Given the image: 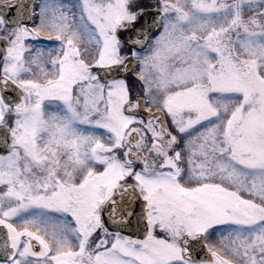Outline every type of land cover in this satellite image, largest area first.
Here are the masks:
<instances>
[{
  "label": "snow or ice",
  "instance_id": "snow-or-ice-1",
  "mask_svg": "<svg viewBox=\"0 0 264 264\" xmlns=\"http://www.w3.org/2000/svg\"><path fill=\"white\" fill-rule=\"evenodd\" d=\"M0 264H264V0H0Z\"/></svg>",
  "mask_w": 264,
  "mask_h": 264
}]
</instances>
